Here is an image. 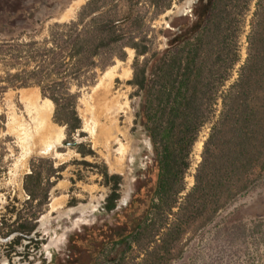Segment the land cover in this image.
<instances>
[{
	"label": "trees",
	"instance_id": "trees-1",
	"mask_svg": "<svg viewBox=\"0 0 264 264\" xmlns=\"http://www.w3.org/2000/svg\"><path fill=\"white\" fill-rule=\"evenodd\" d=\"M173 2L87 0L74 18L50 23L43 36L0 38V94L37 87L52 101L53 119L68 139L81 128L80 89L93 84L96 69L111 58L123 59L126 46L134 51L129 81L139 96L134 123L148 137L154 157L104 242L106 257L116 253L110 264H170L181 256L187 232L210 222L264 175V0H193L186 13L159 30L163 47H153L144 27ZM206 125L187 187L193 147ZM75 148L81 157L93 155L81 143ZM95 165L108 189L103 208L112 212L122 176L102 161ZM63 168L50 158L30 160L22 181L25 198L9 200L0 216V236L10 247L23 240L27 248L43 243L38 218ZM131 249L137 254L127 258ZM89 264L97 262L91 258Z\"/></svg>",
	"mask_w": 264,
	"mask_h": 264
},
{
	"label": "rangeland",
	"instance_id": "rangeland-1",
	"mask_svg": "<svg viewBox=\"0 0 264 264\" xmlns=\"http://www.w3.org/2000/svg\"><path fill=\"white\" fill-rule=\"evenodd\" d=\"M86 1L0 0V38L22 34L43 36L50 23L58 18L60 22L74 18ZM192 2L174 0L168 10L144 27L149 39L152 38L153 47H163L164 37L159 30L174 17L186 13ZM245 46L244 33L241 36L242 60ZM124 51L123 59L111 58L103 69H96L94 83L80 89L76 109L81 128L71 139L67 138L65 127L54 121V109L48 118L42 116L40 109L45 98L37 87H25L32 90L24 99L20 96L22 88L7 89L0 94V216L9 200L25 198L22 181L29 172L31 159L50 158L54 166L64 164L61 177L51 189L48 207L38 218L37 230L43 243L39 248L32 243L27 248L24 246L27 241L23 240L12 248L0 236V264H68L70 255L77 264H89L91 258L97 264H110L109 258L116 255L113 251L106 257L108 245L104 242L109 239V232L112 233L110 228H116L126 214L125 207L135 182L145 176L154 157L148 137L142 127L134 123L139 101L135 88L129 84L134 51L128 46ZM118 62H121L119 71L127 68L129 73L113 79L108 99H112L118 109L106 119L99 108L101 89L92 88L102 73ZM110 123L116 127L114 132L110 131ZM54 126L63 127V137L47 147V136L55 135L51 131ZM207 131L206 125L193 147L192 165L185 176L187 187L193 183L192 173ZM72 140L83 144L85 150H92L93 155L81 157L75 146L65 144ZM82 159L91 165L81 163ZM101 161L110 172L122 176L120 198L112 212L103 208L108 189L101 183L95 165ZM183 243L181 256L170 264H264V175L255 187L221 209L210 222L187 232ZM136 254L133 249L125 252L127 258Z\"/></svg>",
	"mask_w": 264,
	"mask_h": 264
},
{
	"label": "bare ground",
	"instance_id": "bare-ground-1",
	"mask_svg": "<svg viewBox=\"0 0 264 264\" xmlns=\"http://www.w3.org/2000/svg\"><path fill=\"white\" fill-rule=\"evenodd\" d=\"M129 52H130V55H132V50H129ZM120 64H121V62H118L115 65L108 67L102 73L101 78L98 81V83L95 86H93V88H92L93 90L99 89V88L101 89V93H102L101 99L102 100L99 99L100 100V102H99L100 107L99 108H100L101 115H103L106 119H108L118 109L117 108L118 106H116L115 104L112 103V99H108V96L111 94L113 79L115 77H118V76L125 77L129 73V70L127 68L121 69V71H119ZM31 90H32L31 88L20 89L21 99L22 98L24 99V97L26 96V93L28 91L31 92ZM31 95H30V98H31ZM26 97H29V94ZM53 109H54V105H53L52 101L48 98H45L43 100V104H41V109H40L43 113L42 116L45 118H48L49 115L52 113ZM109 127L111 129L110 131H112V132L115 131L116 127L113 123H110ZM51 131L53 132V134L55 133V135L54 136L48 135L50 132L47 134L48 135L47 138L49 139L48 145H46L47 147L50 146L51 144H53L54 142H59L63 137V127L62 126H56V127L54 126L53 130H51ZM50 134H52V133H50ZM200 145H201V143H199V146Z\"/></svg>",
	"mask_w": 264,
	"mask_h": 264
},
{
	"label": "water",
	"instance_id": "water-1",
	"mask_svg": "<svg viewBox=\"0 0 264 264\" xmlns=\"http://www.w3.org/2000/svg\"><path fill=\"white\" fill-rule=\"evenodd\" d=\"M56 21H60V18H58ZM76 143H77L76 140H74V141H72V142H68V141L65 142L66 145H71V146H75ZM199 159H200V157H199Z\"/></svg>",
	"mask_w": 264,
	"mask_h": 264
}]
</instances>
